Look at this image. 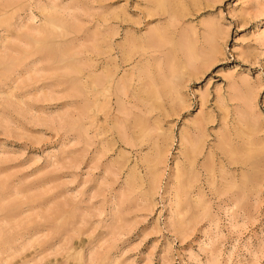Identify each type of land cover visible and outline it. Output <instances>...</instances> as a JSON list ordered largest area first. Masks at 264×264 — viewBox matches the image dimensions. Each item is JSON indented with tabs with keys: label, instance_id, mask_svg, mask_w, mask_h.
I'll list each match as a JSON object with an SVG mask.
<instances>
[{
	"label": "rangeland",
	"instance_id": "1",
	"mask_svg": "<svg viewBox=\"0 0 264 264\" xmlns=\"http://www.w3.org/2000/svg\"><path fill=\"white\" fill-rule=\"evenodd\" d=\"M153 1L0 0V264H264V0Z\"/></svg>",
	"mask_w": 264,
	"mask_h": 264
},
{
	"label": "bare ground",
	"instance_id": "2",
	"mask_svg": "<svg viewBox=\"0 0 264 264\" xmlns=\"http://www.w3.org/2000/svg\"><path fill=\"white\" fill-rule=\"evenodd\" d=\"M154 1H155V0H154ZM154 1H153V2H154ZM157 1H159V0H157ZM160 1H161V0H160ZM158 31H159V30H158ZM107 78H109V77H107ZM107 78H106V79H107ZM105 81H106V80H105ZM108 84H109V83H108ZM103 86H105V85L103 84ZM105 88H106V87H105ZM106 89H107V88H106ZM106 89H105V90H106ZM197 140H198V139H197ZM198 143H201V141L198 140V142L196 143V146H197V147H198V145H199ZM193 146H194V145H193Z\"/></svg>",
	"mask_w": 264,
	"mask_h": 264
}]
</instances>
